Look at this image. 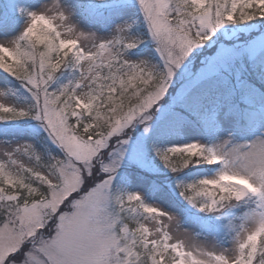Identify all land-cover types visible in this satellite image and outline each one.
I'll return each instance as SVG.
<instances>
[{"label":"snow or ice","instance_id":"6c2138e0","mask_svg":"<svg viewBox=\"0 0 264 264\" xmlns=\"http://www.w3.org/2000/svg\"><path fill=\"white\" fill-rule=\"evenodd\" d=\"M5 4L10 10L0 7V34L8 38L0 40V70L23 88L42 87L45 106L33 113L0 105V122H42L45 117L42 128L56 152L49 153L51 162L39 173L17 167L14 159L15 151L36 150L29 142L17 144L0 161V264H264V0H244L243 5L211 0L204 8L193 0H136L146 31L132 38L120 35L130 25L116 23L131 7L129 0H86L97 9V22L107 10L110 38L81 30L69 19L74 10L55 0L38 8L26 0H0ZM241 7L244 14L237 19ZM21 19L22 31L12 34ZM189 35L198 38L186 48ZM145 43L151 45L155 61L130 55ZM65 68L79 77L60 83L58 73ZM105 68L107 77L102 75ZM101 78L109 79L107 87L117 94L133 80H155L157 89L112 120L107 134L81 136L78 129L98 126L97 105L103 101L95 85ZM84 81H91L86 93L80 91ZM49 92L59 95L49 97ZM65 97L61 108L59 101ZM35 100L39 103L38 96ZM161 124L168 131L199 126L210 143L160 149L154 128ZM237 135L248 139L241 142ZM153 149L172 173L192 164L218 166L211 177L178 183L187 205L208 214L198 217L199 231L187 226V217L146 204L140 193L113 190L123 165L128 175L122 180L154 170L149 155ZM29 175L35 177L31 182ZM151 189L161 190L155 180ZM241 201L255 205L244 215L253 226L241 223L229 244L221 233L234 226L221 220ZM137 207L158 219L155 234L151 225L140 223L133 229L122 222ZM201 233L215 237V246L187 244Z\"/></svg>","mask_w":264,"mask_h":264},{"label":"rangeland","instance_id":"374dc122","mask_svg":"<svg viewBox=\"0 0 264 264\" xmlns=\"http://www.w3.org/2000/svg\"><path fill=\"white\" fill-rule=\"evenodd\" d=\"M240 1L244 0H233V2L237 5H239ZM53 0H26V3L32 6L33 8H38L40 5L44 3H52ZM56 3H59L61 7L64 8H71L74 11L70 15L69 19L72 21L73 24L77 25L81 30L85 32H91L94 33L97 36L100 37H111V26L112 22L110 19H108V12L106 9H103L105 19L103 21L97 22V20L94 18L96 15L97 9H93L89 7V13L92 18V22L87 19V16L83 15L79 9V4L76 0H55ZM219 0H217V3ZM259 2V0H257ZM129 3L131 7L127 9L126 15L122 19H116V23H126L127 25H130V27H127L125 29V32L121 33L120 35L124 38H132L135 37V35L132 32L133 25H136L137 23H141L142 16L139 12L138 5L136 4V0H129ZM193 3L198 6V8H204L206 5H210L211 0H193ZM248 3H251V0H248ZM0 7H4L6 10L8 9V6L0 5ZM98 8L102 9V6H97ZM67 14V13H66ZM208 15H212L211 8L208 9ZM228 19H232V17H229ZM24 26V21L19 24V26L16 29H11L12 34H18L20 31H22V28ZM258 28V26H257ZM241 31H243V34L245 36L249 35L248 31H244L241 28ZM255 31V30H253ZM8 38L6 35L0 34V40ZM198 38V37H196ZM194 38L193 36L189 35L188 38L184 41V46L186 48L191 47L194 44ZM85 44L90 46L91 41H85ZM130 55L133 59H152L155 61V53L151 47L150 44L145 43L143 45H140L137 49L130 50ZM107 57H105V63H107ZM87 63L83 65L84 67H87ZM80 73L76 72L73 74V72L65 73L64 76L60 77V82L67 83L69 79H75L76 77H79ZM103 77H107L109 75L108 70L105 68L102 73ZM91 81H84V87L80 89L82 93H86L88 91L87 85L90 84ZM111 81L109 79L101 78L97 80L96 82V89L97 92L100 94V96L104 93V91L114 92L113 90H110L107 85H109ZM19 85L17 81H13L9 79L7 76H5L3 73L0 72V103L5 106H14L16 108L20 109H30L33 113L36 112H42L45 106V97H44V89L41 87L40 89H33L28 90L27 88H23L21 86V91L27 92L26 96H22L20 91H17L16 88ZM101 85L104 87L101 88ZM157 89V82L156 84L145 91L144 93H141L137 100L126 107L125 109L119 108L116 104H112L108 107V111L106 112V116L109 120L105 126L96 127L93 126L89 128L86 132L77 130L79 135L81 136H88L91 138V136L99 135L101 133L107 134L109 131L110 122L114 120L119 115L126 114L130 108L135 107L136 105L140 103H144L146 100L150 98L152 94H154L155 90ZM137 94V90L133 91V95ZM58 93L49 92L48 96H58ZM15 96V97H14ZM39 97V103L36 102L35 97ZM102 98V96H101ZM67 99V97H65ZM19 100H21V103H18ZM115 101V100H114ZM63 100L59 101V106L63 108L64 106ZM112 102V101H110ZM102 105H105L104 102ZM84 108L87 107V105L83 106ZM49 108L55 109L57 108V105H49ZM107 109V108H106ZM101 113V112H100ZM85 119H87V116H85ZM47 124V119L45 117H42V122L35 121L32 119H28L26 121V125L22 127L30 128V129H39L43 132L44 138H45V145H42L38 143L35 134L33 132H20L19 130H12V128H7V123H0V161H5L8 159L6 154L13 153L14 149L17 144H23L24 142H29L33 144L36 148L29 149L27 153H25L23 150L21 151H15L14 153V159L19 162L17 167L22 165L23 167L27 169H31L36 173L41 172L46 165L50 163L49 159V153H55L56 149L47 141L46 133L43 131L42 127H45ZM16 127V126H12ZM20 127V129H22ZM15 131V132H13ZM132 131V130H129ZM154 131L157 135V147L160 149H165L167 147L172 146H179L183 145L185 143H190L193 141H199L201 143H210L209 138L203 133V131L200 129L199 126H185L182 127L179 131H168L164 128L163 124H161L158 128H154ZM134 135H138V132L133 131ZM227 133L223 134V137L226 138ZM237 139L243 142L244 140L248 139L246 136H239L237 135ZM115 142V138H113V143ZM154 149L149 154L152 161V166L154 170H141L139 172H136L132 175V178L130 180H122L121 177L128 175V169L126 165H123L120 170V175L114 179L113 181V190L116 192H119L121 194H132V193H140L142 195V198L144 202L150 206H159L162 210H165L170 213H176L178 216L181 217H187L189 223L188 227H190L194 231H199L198 227V217H206L208 214L206 213H199L195 209H191L189 205L177 194L174 192L173 188L169 185H160L161 190L160 191H153L151 189V182L153 181L152 176L156 169V166L154 164ZM37 156L40 159H43V161L39 162V159H37ZM10 168H12L13 171L16 170L15 167L12 165H9ZM218 166L211 165L209 169L201 171L197 176L196 180H199L201 178L205 177H211L214 175L215 170ZM40 179H45L43 177H40ZM195 179H185L183 182H192L195 181ZM29 182H31L29 180ZM250 187V186H249ZM178 195V196H177ZM235 203V202H234ZM231 210L228 214H225L226 218H223L221 220V223L224 225H228L229 221H231V224L234 226V230H229L228 227L224 228V231L221 233V237H225L227 239V242L231 244L233 238L236 235V232L239 231V225L241 223H244L246 227L251 228L253 226L252 222L249 220L244 219L245 213L251 211L255 205L252 202H246L241 201L238 202L234 207L230 206ZM142 209V208H141ZM143 211V217L140 223H145L147 225H151L154 231V234L156 232V229L160 226L158 224V219L154 218L152 214L148 213L145 214ZM158 216V214H157ZM123 222V221H122ZM124 223V222H123ZM139 223V224H140ZM168 221H164V224H167ZM173 228H175V225H173ZM174 236H183V233H175ZM156 238L158 239L159 236L157 235ZM187 244L190 247L194 248H212L215 246L216 238L215 237H209L205 234L201 233L200 237H193L186 241ZM124 243H129L128 241H124ZM139 251L144 252L145 250L143 248H140ZM146 255V253H145Z\"/></svg>","mask_w":264,"mask_h":264},{"label":"trees","instance_id":"16d2710c","mask_svg":"<svg viewBox=\"0 0 264 264\" xmlns=\"http://www.w3.org/2000/svg\"><path fill=\"white\" fill-rule=\"evenodd\" d=\"M76 1L79 4V9H80L81 13L83 15L87 16V19L91 21L92 18L90 16L89 11H88L89 6H87L86 0H76ZM243 4H244V1L239 2V5H243ZM242 14H244L243 7L240 8V13L237 14L236 18L239 19L240 15H242ZM22 20L23 19L18 20L17 23L15 24L14 28H12V29H16L19 26V24L22 22ZM131 30L135 34V37L136 36H143L145 34V31H146L144 29L142 23H137L136 25H133ZM0 72L3 73L5 76H7L9 79H11L13 81H17V80H15V78L11 77L8 73L3 72L2 70H0ZM70 72H72V70L70 68H65V69L61 70L58 73V79H60V77L64 76L65 73H70ZM62 81L60 83H62ZM17 82L19 83V85L17 86L16 90L20 91L19 93H21L22 96H26L27 92L21 91L20 82L19 81H17ZM155 84H156L155 80H148V81H144L142 79L141 80H133L128 85V87L122 91L121 94H117L115 90H114V92L104 91V93L101 95L102 96L101 99L105 105H102L100 103H98V105H97L99 116L96 120V124L98 125L96 127H99V125L105 126L107 124V122H109L107 116L105 115L106 112L108 111L109 106H111L112 104H116L117 106H119V108L125 109L129 105L133 104L137 100V98L139 97V95L141 93H144L148 89L152 88ZM119 87H120L119 84H117V88H119ZM136 90H137V94L133 95V91H136ZM61 100L65 101L66 99L62 98ZM110 101H112V102H110ZM21 102L22 101L19 100L18 103H21ZM0 105H2V104L0 103ZM26 110H29L32 112V110H30V109H26ZM28 119L29 118H25V119L16 120V121H7V122H0V123H7L8 124L7 128L10 127V128H12V130H19L20 132H33L35 134V137H36L38 143L45 145L44 134L41 130L22 127V126L26 125V121ZM12 126H16V127H12ZM20 127H22V129H20ZM13 132H15V131H13ZM40 158H42V157H40ZM40 158H39V162L43 161V159H40ZM153 161H154V164L156 166V169L153 173L152 179L155 180L159 185L162 184V185L171 186L173 188L174 192L177 193L178 195H179V189H178V183L179 182H183V181H185V179H195L196 176L201 171L207 170L210 168V165H206V164H199V165L192 164L188 168L181 170L179 173H172L170 170L166 169L162 165V163L159 161V159L157 157L154 156ZM48 164H45V165L47 166ZM28 179L30 181H32L33 179H35V177L29 175ZM195 181H196V179H195ZM230 210H231V207H229L226 210V214L229 215ZM142 214H143L142 209L140 207H137L135 212H126L124 217H122V221L128 227L135 229V227L137 225H139V223L142 220V217H143ZM224 218H226V217H224ZM137 241L139 242V236L138 235H137Z\"/></svg>","mask_w":264,"mask_h":264}]
</instances>
